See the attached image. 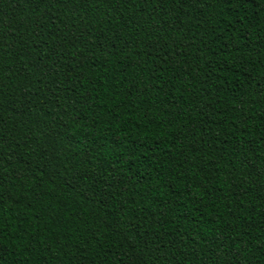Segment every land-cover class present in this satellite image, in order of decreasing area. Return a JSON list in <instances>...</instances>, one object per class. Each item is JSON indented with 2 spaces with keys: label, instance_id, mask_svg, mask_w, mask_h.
<instances>
[{
  "label": "trees",
  "instance_id": "obj_1",
  "mask_svg": "<svg viewBox=\"0 0 264 264\" xmlns=\"http://www.w3.org/2000/svg\"><path fill=\"white\" fill-rule=\"evenodd\" d=\"M0 264H264V0H0Z\"/></svg>",
  "mask_w": 264,
  "mask_h": 264
}]
</instances>
